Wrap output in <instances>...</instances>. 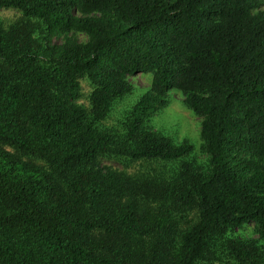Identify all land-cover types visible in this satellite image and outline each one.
<instances>
[{
	"label": "trees",
	"instance_id": "trees-1",
	"mask_svg": "<svg viewBox=\"0 0 264 264\" xmlns=\"http://www.w3.org/2000/svg\"><path fill=\"white\" fill-rule=\"evenodd\" d=\"M1 8L27 20L0 25V147L16 152L0 148V264H200L230 227L252 223L264 239V0H0ZM147 72L151 88L125 135L103 129L131 78ZM82 79L95 84L90 109L77 103ZM173 89L202 118L208 174L185 162L177 184L135 186L91 170L103 156L192 153L188 140L178 146L147 128ZM232 252L240 264H264L256 243Z\"/></svg>",
	"mask_w": 264,
	"mask_h": 264
},
{
	"label": "rangeland",
	"instance_id": "rangeland-1",
	"mask_svg": "<svg viewBox=\"0 0 264 264\" xmlns=\"http://www.w3.org/2000/svg\"><path fill=\"white\" fill-rule=\"evenodd\" d=\"M25 20L27 19L23 16V13L17 9H0V25L7 31L13 27L23 26ZM77 37L83 42L88 40L83 34H77ZM58 40L64 41V37ZM131 81L134 85L133 91L117 99L107 118L100 123L103 129H112L120 136H124L127 131L128 116L134 105L150 90L153 73L139 74L132 77ZM81 86V98L77 103L90 109L91 96L95 89V84L90 79H82ZM169 97V105L148 120L146 123L147 128L172 138L178 146L188 140L194 148L192 153L183 159L172 161H132L124 157L103 156L91 165V170L104 175L117 174L131 177L135 186L145 185L147 181H156L161 185H164V183H166L165 185L170 183L177 184L180 179L182 165L185 162L192 163L198 174H208L211 171V165L210 156L202 150V118L187 106L185 98L180 91L171 90ZM0 148L12 154L16 153L10 147L1 146ZM38 165L48 172H56L54 168L42 160H39ZM153 205L156 206L157 203L153 202ZM154 206L152 207L153 209ZM188 214L190 217L194 215L195 221L198 218L196 211ZM178 225L180 228L184 227L185 221H179ZM235 243H256L258 246L264 247V239L259 235L254 224L248 223L242 226L230 227L226 231L218 232L215 235L214 244L209 254L210 259L200 264H240L232 252ZM137 245H140V242Z\"/></svg>",
	"mask_w": 264,
	"mask_h": 264
}]
</instances>
